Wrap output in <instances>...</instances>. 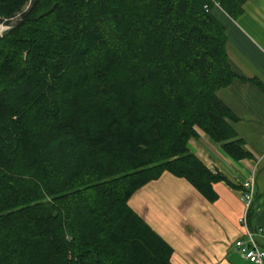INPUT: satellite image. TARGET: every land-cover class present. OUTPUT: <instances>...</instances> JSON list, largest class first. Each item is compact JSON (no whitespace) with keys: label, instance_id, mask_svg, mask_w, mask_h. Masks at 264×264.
<instances>
[{"label":"trees","instance_id":"trees-1","mask_svg":"<svg viewBox=\"0 0 264 264\" xmlns=\"http://www.w3.org/2000/svg\"><path fill=\"white\" fill-rule=\"evenodd\" d=\"M27 1L0 0V18ZM213 1L234 18L245 0ZM212 6L33 0L3 34L0 264H172L129 199L167 172L215 202L198 131L249 158L216 95L237 76Z\"/></svg>","mask_w":264,"mask_h":264},{"label":"crops","instance_id":"crops-1","mask_svg":"<svg viewBox=\"0 0 264 264\" xmlns=\"http://www.w3.org/2000/svg\"><path fill=\"white\" fill-rule=\"evenodd\" d=\"M242 13L230 17L212 6L209 13L223 26L230 70L237 76L217 91V98L236 117V139L249 158L234 161L203 132L188 148L225 181L213 184L215 202L205 200L186 180L164 172L136 191L129 207L172 249V264H250L234 243L243 238L238 224L243 205L240 185L255 171L251 229L264 233V0H245ZM264 248V238L258 239Z\"/></svg>","mask_w":264,"mask_h":264},{"label":"built area","instance_id":"built-area-1","mask_svg":"<svg viewBox=\"0 0 264 264\" xmlns=\"http://www.w3.org/2000/svg\"><path fill=\"white\" fill-rule=\"evenodd\" d=\"M212 5L219 7V4L213 0ZM208 5L204 6V10L208 11ZM2 31L5 27L2 26ZM1 31V32H2ZM0 32V34H1ZM255 196V171H253L238 189V197L243 205V212L238 219V224L243 228V238L235 241L234 245L237 251L250 264H264V248L260 246L258 239L264 238L262 229H251L249 226V215L252 202Z\"/></svg>","mask_w":264,"mask_h":264},{"label":"rangeland","instance_id":"rangeland-1","mask_svg":"<svg viewBox=\"0 0 264 264\" xmlns=\"http://www.w3.org/2000/svg\"><path fill=\"white\" fill-rule=\"evenodd\" d=\"M33 0H28L27 3L24 5L22 12H16L9 18H0V26L5 27V30L1 32L0 38L3 34L10 29L11 26L15 25L18 21H20L21 14L27 12L31 6Z\"/></svg>","mask_w":264,"mask_h":264},{"label":"bare ground","instance_id":"bare-ground-1","mask_svg":"<svg viewBox=\"0 0 264 264\" xmlns=\"http://www.w3.org/2000/svg\"><path fill=\"white\" fill-rule=\"evenodd\" d=\"M2 29H3L2 26H0V32L2 31Z\"/></svg>","mask_w":264,"mask_h":264}]
</instances>
